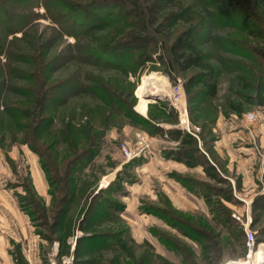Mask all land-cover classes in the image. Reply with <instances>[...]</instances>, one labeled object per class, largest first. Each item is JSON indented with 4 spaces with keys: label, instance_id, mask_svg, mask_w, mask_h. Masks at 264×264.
I'll list each match as a JSON object with an SVG mask.
<instances>
[{
    "label": "rangeland",
    "instance_id": "1",
    "mask_svg": "<svg viewBox=\"0 0 264 264\" xmlns=\"http://www.w3.org/2000/svg\"><path fill=\"white\" fill-rule=\"evenodd\" d=\"M81 1L89 3V0ZM259 1L247 0L246 3L252 9L255 2ZM14 8L28 18V22L23 29L7 36L8 40L14 37L18 39L13 43L10 55L0 52V264H67L63 263V257L70 260L69 264H75L74 250L78 239L107 228L115 230L114 233L121 232L125 247L114 248L116 253L104 248L82 247L79 258H95L100 264H107L112 256L118 254L119 264H134L141 253L146 251L159 255L170 264H183V259H187L183 254L185 252L190 254L193 264H224L230 260L257 264L256 251L262 248L264 253V201L253 205L256 196L264 194V64L259 60L249 62L251 72L243 74L226 69L218 63L221 71L217 96L211 99L210 104L192 109L191 118L194 121H191L188 112L190 125L199 128L195 132L200 148L210 163L217 167L220 176L228 181L229 187L218 178L208 177L201 166H194L189 171L178 170L158 159H149L150 154L138 157L140 161L129 164L132 160L126 161L122 156L119 143L126 141L129 146L134 147L136 135L147 132L140 123L115 120L119 122L116 123L117 127L107 130L101 138L97 155L75 171L76 178L67 183L68 196L72 195V199L67 204L66 218L62 220L65 228L58 229L50 224L52 214L61 206L57 199L66 189L64 185L55 183L51 185L52 190L58 188L61 193L52 196L39 157L24 143V133L17 126L28 120L18 119L17 123L5 109L11 105L28 106V99L21 95L23 90L31 86V81H27L26 76L35 74L43 78L46 58L55 52L61 55L75 39L59 33L57 23L51 21L42 4H33L30 8L19 4ZM217 28L215 34L220 36H243L237 29ZM108 30L97 32V36L107 37ZM250 40L252 45L258 42L256 45L264 46V38L254 37ZM83 44L96 46L97 40L88 38ZM205 48L208 49V45ZM211 48L213 46L209 45V50ZM224 56L233 60L234 57L240 58L236 55L231 57L230 54ZM78 68L81 72L89 69L87 66L78 67L68 63L53 73V76L61 78ZM92 70L91 74L95 77H109V82L114 83L115 90L122 99H134L133 107L136 112H139L138 100L145 77L151 74L164 76L163 86L160 85V88L164 87V91L168 83H172L168 76L149 66L137 78L131 74L124 75L118 70ZM195 70L197 69L194 68L193 72ZM192 73H180L177 78L183 84V78L187 79ZM182 90L184 91L183 86ZM160 95L163 96L162 93ZM246 95L249 96L247 100L243 98ZM84 100L90 99L84 97ZM153 102L155 101L149 100L148 104ZM145 113L146 110L141 114ZM58 124L56 122L52 129ZM43 139L44 137H40L39 142L46 144ZM55 150L53 158L61 164L65 155L63 144L59 143L51 152ZM148 161L151 164L147 167L144 164ZM59 172L62 174L63 168ZM174 174H183L197 183L214 187L216 192L213 193L211 204H207L204 196L188 188ZM39 178L44 185H40ZM229 188L230 192L227 191ZM209 192L211 193L210 190ZM95 195L100 196L93 198ZM102 196L118 206L110 209L104 219H98L99 216L85 218L84 211L88 204L101 202L104 205L99 200ZM243 199L250 203L247 205ZM213 204L227 208L231 217L233 214L240 216L242 222L233 218L242 229V224L248 220L249 227L255 232V246L249 258L245 239L243 244V240H237L233 234L230 236V232L213 220L214 214L210 211ZM150 206H155L159 215L152 213V209L148 208ZM213 207L219 208L216 205ZM161 209L167 210L185 224H193L212 233L213 242L220 241V247L218 243L216 247L222 249L221 257L218 258L215 251L210 257L203 258V248L192 239L189 228L180 229L166 222L165 218L160 217ZM80 225L83 230L79 228ZM154 229L177 244L181 243L185 249L176 251L175 246L157 237ZM45 234L52 237V240L48 241ZM144 242L148 243L144 245Z\"/></svg>",
    "mask_w": 264,
    "mask_h": 264
},
{
    "label": "trees",
    "instance_id": "2",
    "mask_svg": "<svg viewBox=\"0 0 264 264\" xmlns=\"http://www.w3.org/2000/svg\"><path fill=\"white\" fill-rule=\"evenodd\" d=\"M246 1L89 0V3H85L81 0H0V52L7 56L12 52L15 40H18L15 37L8 40L7 36L20 31L28 22V18L14 8L19 4L25 8L37 3L42 4L51 21L57 23L59 33L75 39L73 44L68 45L69 49L67 48L61 55L55 52L47 57L43 54L47 57L43 78L35 74L26 76L27 81H31V86L23 90L21 95L28 99L29 105L25 107L11 105L5 109L17 123L18 119L28 120L26 123L16 124L24 133V143L37 153L49 187L57 183L64 185L66 189L57 199L61 206L52 214L51 226L65 228L62 220L66 218L67 204L72 199V195L68 196L67 183L76 178L75 171L97 155L101 138L107 130L117 127L116 123L119 122L115 120L140 123L144 125L143 129L149 135L166 133L169 138L178 139L177 146L162 151L164 158L182 162L188 167L201 166L208 177L218 178L230 186L217 172V167L210 163L195 136L177 127L164 130L159 125L162 121L170 124L177 122V113L168 101L162 99L148 104L145 117L141 112L134 110V99L124 100L117 94L114 83L109 82L111 81L109 77H95L91 73L92 68L100 71L118 70L124 75L131 74L137 78L144 68L149 66L168 76L174 83L180 73H192L196 68L197 70L187 79L183 78L182 84L187 110L191 121H194L191 118V111L210 104L211 99L218 94L217 83L221 71L218 63L224 65L226 69L243 74L251 72L249 62L259 60L264 64V46L256 45L258 42L252 45L250 40L254 37L264 38V0L255 2L252 9ZM217 27L237 29L243 36L217 35L218 33L215 34L218 31ZM107 28L109 29L107 37L97 36V32ZM88 38L96 39V46L83 44ZM206 45L208 49L205 48ZM209 45L213 46L210 50ZM224 54L240 58L226 59ZM68 63L78 67L87 66L89 69L86 72H81L79 68L74 69L64 77L55 78L53 73ZM84 97L90 100H84ZM247 97L249 96L243 98L247 100ZM231 106L237 110L233 104ZM56 122H59L58 126L52 129ZM40 137H44L43 142L46 144L39 142ZM59 143L63 144L65 150L61 164L53 158V153L57 150L51 152ZM138 161L140 159H133L129 164ZM60 168H63L62 174L59 172ZM174 175L188 188L204 196L207 204H211L213 193L216 192L214 187L197 183L183 174ZM50 190L53 197L54 194L61 193L58 188ZM227 191L230 192V188ZM98 196L100 195L93 198ZM99 200L103 201L104 205L101 202L88 204L84 211L85 218L99 216L98 219H104L110 209L118 206L104 196ZM261 200L264 201V194L256 196L253 205H259ZM215 205L219 208H214ZM148 208H151L155 215H159V210L155 209V206ZM160 211V217L165 218L169 224L180 229L189 228L192 239L203 248V258L210 257L209 255L215 251L218 258L221 257L222 249L216 247L217 243L220 247V241L214 243L212 233L193 224H185L165 209ZM210 211L214 214L213 220L217 221V224L230 232L228 233L230 236L233 234L237 240H243L244 244V231L230 216L227 208L213 204ZM79 228L83 230V226L80 225ZM113 231L115 230L107 228L80 237L74 250L75 264H100L95 258L84 260L79 258L82 247L104 248L115 253L114 248L125 247L121 232ZM153 231L162 241L165 243L168 241L175 246L176 251L185 249L181 243L177 244L167 235L155 229ZM46 238L48 241L52 240L50 236L46 235ZM146 243L148 242H144V245ZM183 254L187 256V259H183V264H193L190 254L185 252ZM117 255L112 256L107 264H119ZM138 258L134 264H158L159 261L160 264H170L159 255L146 251Z\"/></svg>",
    "mask_w": 264,
    "mask_h": 264
},
{
    "label": "built area",
    "instance_id": "3",
    "mask_svg": "<svg viewBox=\"0 0 264 264\" xmlns=\"http://www.w3.org/2000/svg\"><path fill=\"white\" fill-rule=\"evenodd\" d=\"M163 98L168 101L169 105L172 106L179 118V124L180 126L185 129L187 132L191 133L193 136L198 138L196 135L198 131V127H194L190 125L189 122V115L187 110V102L185 99L184 91L182 90V80L180 78L176 79V82L174 83H168L166 90L162 93ZM164 138L166 141H170L171 145L176 146L178 144V141H171L169 140V137L167 134H164ZM122 156L126 159V161H130L133 159H136L141 156H145L151 153V142H150V136L144 132L138 133L136 135L135 139V145L134 147H131L127 144L126 141L120 142L118 145ZM245 203L248 205L250 201H246L243 199ZM233 217L236 218L239 221H243L240 216L233 214ZM244 234H245V244L248 249L247 257L249 258L254 246V238H255V232L249 227L248 220L245 224H242ZM56 250V248H55ZM63 263H70V260L67 258H62ZM240 261H227L224 264H240ZM55 264V263H52Z\"/></svg>",
    "mask_w": 264,
    "mask_h": 264
},
{
    "label": "crops",
    "instance_id": "4",
    "mask_svg": "<svg viewBox=\"0 0 264 264\" xmlns=\"http://www.w3.org/2000/svg\"><path fill=\"white\" fill-rule=\"evenodd\" d=\"M185 95V94H184ZM186 99V98H185ZM147 107H148V104H147ZM146 112H147V109H146ZM139 113V112H138ZM142 115H147V113L145 114H142ZM178 118V116H177ZM159 125L164 129L166 130L167 128H170V127H177L179 128L180 130H183V131H186L185 129H183L180 124H179V118L177 119V122L174 123V124H170V123H167V122H159ZM187 132V131H186ZM189 133V132H188ZM147 134V133H146ZM166 134V133H164ZM164 134L163 135H159V134H155V135H149L150 136V142H151V153L148 158L151 159V158H154V159H158L161 163H166V164H169L171 166H174L173 168L174 169H184L185 171H189L191 170L193 167H188L187 165H185L184 163L182 162H179V161H176V160H172V159H167V158H164L163 155H162V151L165 149V148H170V147H175L173 145H171L170 141H166V139L164 138ZM191 134V133H190ZM192 135V134H191ZM196 138V137H195ZM197 139V138H196ZM169 140L171 141H178V144H179V140L178 139H172V138H169ZM218 145V144H216ZM177 146V145H176ZM204 152V151H203ZM154 155V156H153ZM151 157V158H150ZM157 160V161H158ZM158 161V162H159ZM149 164L150 161L146 162V165L147 167L150 166ZM193 170V169H192ZM172 172V171H171ZM40 181V185H44V182L41 178H39Z\"/></svg>",
    "mask_w": 264,
    "mask_h": 264
},
{
    "label": "bare ground",
    "instance_id": "5",
    "mask_svg": "<svg viewBox=\"0 0 264 264\" xmlns=\"http://www.w3.org/2000/svg\"><path fill=\"white\" fill-rule=\"evenodd\" d=\"M164 76L160 74H151L145 77L144 84L140 90V98L138 100V108L137 110L141 113H144V111L147 109V104L149 102V95L152 94H158L163 93V88H160V85L163 86L162 80ZM166 80V79H165ZM159 92V93H158ZM251 255V254H250ZM256 261L257 264H261L264 262V253L263 249L259 248L256 251ZM242 261V260H241ZM240 264H247L245 261H242Z\"/></svg>",
    "mask_w": 264,
    "mask_h": 264
},
{
    "label": "water",
    "instance_id": "6",
    "mask_svg": "<svg viewBox=\"0 0 264 264\" xmlns=\"http://www.w3.org/2000/svg\"><path fill=\"white\" fill-rule=\"evenodd\" d=\"M162 99H164L163 96L158 95V94H154V95L150 94L149 95V100H152V101L162 100Z\"/></svg>",
    "mask_w": 264,
    "mask_h": 264
}]
</instances>
